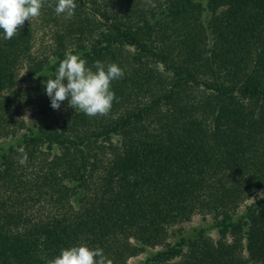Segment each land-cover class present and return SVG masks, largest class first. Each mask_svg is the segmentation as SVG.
Returning a JSON list of instances; mask_svg holds the SVG:
<instances>
[{
  "label": "trees",
  "instance_id": "trees-1",
  "mask_svg": "<svg viewBox=\"0 0 264 264\" xmlns=\"http://www.w3.org/2000/svg\"><path fill=\"white\" fill-rule=\"evenodd\" d=\"M55 4L0 30V264L80 243L113 264H264V0H76L71 19ZM67 53L123 69L108 115L50 106ZM196 214L213 223L172 231Z\"/></svg>",
  "mask_w": 264,
  "mask_h": 264
},
{
  "label": "clouds",
  "instance_id": "clouds-1",
  "mask_svg": "<svg viewBox=\"0 0 264 264\" xmlns=\"http://www.w3.org/2000/svg\"><path fill=\"white\" fill-rule=\"evenodd\" d=\"M45 0H0V30L4 40L20 34L25 22L41 14ZM77 7L76 0H56L55 12L66 19L73 18ZM52 63H56L53 59ZM47 79L45 92L50 106L58 110L63 101L88 117L106 116L114 101L118 102L112 82L121 79L123 69L116 63L105 64L99 60L91 66L81 53H67L51 77ZM27 153L21 150L19 163L26 162ZM47 264H113L103 249L90 247L87 243L62 248L57 256Z\"/></svg>",
  "mask_w": 264,
  "mask_h": 264
},
{
  "label": "rangeland",
  "instance_id": "rangeland-1",
  "mask_svg": "<svg viewBox=\"0 0 264 264\" xmlns=\"http://www.w3.org/2000/svg\"><path fill=\"white\" fill-rule=\"evenodd\" d=\"M44 41V42H42ZM47 38L46 37H42L41 32L38 33L37 36V41H36V46L34 47V51H38L39 54H47ZM49 43V42H48ZM25 73V70L21 71V75H23ZM35 86V81L33 79L27 78L24 80H21L18 83V88L20 90H27L29 88H32ZM23 119L29 122H32V118L30 117V112L28 113L26 110L24 111L23 115H22ZM9 142V140L3 142L2 144ZM213 223V219L210 215H206V216H202L200 214H196L194 215L190 221L185 222L179 226H175V228H173L172 231H176L179 229L180 233L182 234H187L189 232H191L193 229H199V228H203L206 226H209ZM208 234L215 240L218 238V234L216 232V230H209ZM169 241H173V237L169 238ZM160 248H156V250H158ZM149 250V249H148ZM149 251L143 252L135 257H131L127 260L126 264H142L146 258V256L148 255Z\"/></svg>",
  "mask_w": 264,
  "mask_h": 264
}]
</instances>
